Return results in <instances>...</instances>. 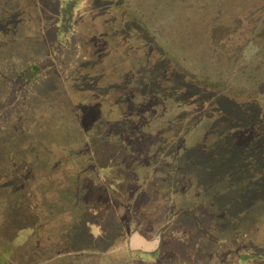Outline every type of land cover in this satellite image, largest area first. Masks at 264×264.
I'll use <instances>...</instances> for the list:
<instances>
[{
	"label": "rangeland",
	"instance_id": "374dc122",
	"mask_svg": "<svg viewBox=\"0 0 264 264\" xmlns=\"http://www.w3.org/2000/svg\"><path fill=\"white\" fill-rule=\"evenodd\" d=\"M142 260L264 264V0H0V264Z\"/></svg>",
	"mask_w": 264,
	"mask_h": 264
},
{
	"label": "trees",
	"instance_id": "16d2710c",
	"mask_svg": "<svg viewBox=\"0 0 264 264\" xmlns=\"http://www.w3.org/2000/svg\"><path fill=\"white\" fill-rule=\"evenodd\" d=\"M253 98H255L254 96H253ZM132 235H134V233L132 234ZM127 247H128V249H129V251H131V250H135V251H139V245H135V244H133L132 242H131V240L129 239V241H127ZM42 254H40V256H41ZM113 255V254H112ZM40 256H39V261H40ZM44 256V255H43ZM133 259V258H132ZM145 260H142L141 262H144ZM140 262V264H142ZM147 263H148V261H146ZM146 262H144V264H147Z\"/></svg>",
	"mask_w": 264,
	"mask_h": 264
},
{
	"label": "water",
	"instance_id": "95a60500",
	"mask_svg": "<svg viewBox=\"0 0 264 264\" xmlns=\"http://www.w3.org/2000/svg\"><path fill=\"white\" fill-rule=\"evenodd\" d=\"M135 235V234H134ZM132 236L131 242L135 245L143 244V240L140 239L138 236Z\"/></svg>",
	"mask_w": 264,
	"mask_h": 264
}]
</instances>
